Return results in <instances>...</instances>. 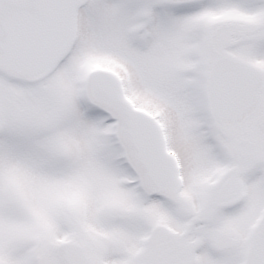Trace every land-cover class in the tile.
<instances>
[{
    "label": "snow or ice",
    "instance_id": "snow-or-ice-1",
    "mask_svg": "<svg viewBox=\"0 0 264 264\" xmlns=\"http://www.w3.org/2000/svg\"><path fill=\"white\" fill-rule=\"evenodd\" d=\"M0 264H264V0H0Z\"/></svg>",
    "mask_w": 264,
    "mask_h": 264
}]
</instances>
